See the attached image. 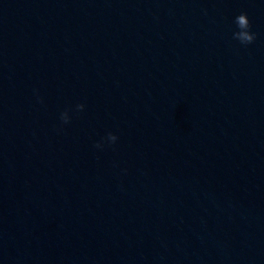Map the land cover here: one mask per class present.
Masks as SVG:
<instances>
[{
  "label": "clouds",
  "instance_id": "obj_1",
  "mask_svg": "<svg viewBox=\"0 0 264 264\" xmlns=\"http://www.w3.org/2000/svg\"><path fill=\"white\" fill-rule=\"evenodd\" d=\"M235 24L238 31L233 33V39L238 40L240 44L242 45H249L253 43L256 39V34L251 32V23L248 18L247 13H241L235 18ZM83 104H78L76 106L77 111H82L84 109ZM61 120L63 123L67 124L70 121V117L68 115V111L65 110L63 113H61ZM118 137L112 133H109L106 137V140L109 144H114L117 141ZM97 148H101L103 145L100 143H97L95 145Z\"/></svg>",
  "mask_w": 264,
  "mask_h": 264
}]
</instances>
